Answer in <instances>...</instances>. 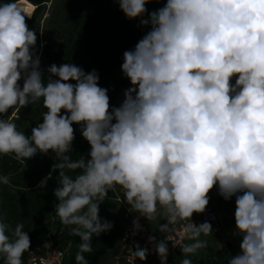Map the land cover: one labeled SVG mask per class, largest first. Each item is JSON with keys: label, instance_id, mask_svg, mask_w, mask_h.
<instances>
[{"label": "clouds", "instance_id": "obj_1", "mask_svg": "<svg viewBox=\"0 0 264 264\" xmlns=\"http://www.w3.org/2000/svg\"><path fill=\"white\" fill-rule=\"evenodd\" d=\"M118 2L127 18H141L150 30L123 53L121 69L132 87L111 111L95 70L53 64L48 72L58 79L45 84L31 51L36 33L16 3L0 4V114L41 100L47 109L30 136L11 118L0 119V154L24 162L38 151L55 153V212L81 239L76 264H88L93 235L111 229L99 205L117 186L131 210L149 221L158 206L164 210L161 231L203 213L214 187L225 200L235 196L242 242L229 264H264V0H166L146 19L151 0ZM74 123L90 145L88 159L67 155ZM0 183L9 184V177L0 176ZM22 229L0 217L5 264H22L30 248ZM184 231L194 241L181 248L187 256L207 246L200 236L212 226L191 221ZM156 251L167 264V244L159 242ZM133 255L145 260L147 250Z\"/></svg>", "mask_w": 264, "mask_h": 264}, {"label": "trees", "instance_id": "obj_2", "mask_svg": "<svg viewBox=\"0 0 264 264\" xmlns=\"http://www.w3.org/2000/svg\"><path fill=\"white\" fill-rule=\"evenodd\" d=\"M24 0H0V4L13 2L18 3ZM36 6V10L31 18L26 19L30 30H35L37 18L41 10L50 0H26ZM166 1V0H160ZM158 6L155 10H158ZM81 16V15H80ZM148 32L138 33L133 25V21L120 14L112 16L106 30L93 28L88 38L82 45L76 46L65 61H55L53 55L49 54L44 64L45 73L48 68L55 64L71 63L80 67L85 73L95 72L98 74V84L107 89L110 100V111L119 107V101L127 87H132L121 69L123 63V53L133 50L137 42ZM84 37V36H83ZM43 69V68H42ZM237 77H233L231 83L234 85ZM58 79V77H56ZM75 84V81H69ZM47 109L43 107V101L34 108V120L23 131L25 135H31V129L42 123L43 113ZM62 114H66L62 110ZM17 126V123L14 122ZM74 140L71 151L67 153L73 160L84 157L90 158V145L82 136L81 125L73 124ZM54 152L49 150L47 154L39 151L24 162L17 160L14 154H0V176H8L9 184H4L0 190V217L4 222L14 229L17 224H23V231L30 237V248L40 242L44 235L51 229L57 234L62 233L61 241L64 245L72 243L71 251L68 253L65 264H76V254L79 251L81 239L71 234V228L75 226H65L61 223L55 212V205L58 203L54 190L58 187L59 170H53V165L57 163ZM70 172L69 175H77ZM42 181L45 183L42 185ZM218 190L214 187L209 193ZM119 193L118 186L114 191H109L104 201L99 205V217L101 221L112 224L110 230L101 233L99 236L93 235L91 239L92 251L85 253L88 264H101L106 259L108 264L109 256L115 249V243L121 233L129 227V223L123 219L114 201ZM124 198V197H123ZM232 207L235 203V196L232 197ZM231 207V208H232ZM121 221L126 223L121 227ZM11 235V231L8 233ZM238 242L227 241L225 245L213 254H208L202 264H229L232 257L240 253L242 236L238 234ZM29 248V250H30ZM22 256V264L26 261L28 251ZM0 264H5L3 256H0Z\"/></svg>", "mask_w": 264, "mask_h": 264}, {"label": "rangeland", "instance_id": "obj_3", "mask_svg": "<svg viewBox=\"0 0 264 264\" xmlns=\"http://www.w3.org/2000/svg\"><path fill=\"white\" fill-rule=\"evenodd\" d=\"M165 3L166 1L151 0V2L146 4L147 12L143 18L146 19L151 12L155 11V8L158 6L161 8ZM117 14L125 16L120 9L118 0H50L38 15V26L34 30L37 40L35 46L31 49L33 57L39 58V69L42 73L43 82L46 84L49 77L56 80L55 76H51L50 73H45L44 64H46V59L49 54L53 55L55 61L63 60L66 62L74 48L82 45V42L88 38L93 28L102 31L106 30L112 16ZM131 20L138 33H144V31L150 30V25L144 26L141 24V18ZM57 66L60 65L57 64ZM23 82L22 78L19 81L21 87L23 86ZM128 88L130 87H127L126 90ZM124 98L123 94L119 101V106L122 104ZM41 102L42 100L35 104H29L21 108L19 112L15 109H9L8 113L0 114V119L11 118L13 122L17 123V130L23 132L33 122L34 108ZM3 185V183H0V190ZM118 190L124 197L123 189L118 186ZM208 196V205L223 211L231 209L233 199L225 200L219 195L218 190L209 193ZM193 218H197V216L195 215ZM149 222L152 226L167 224L164 210L158 206L155 218ZM125 225L126 223L121 221V227ZM211 226L212 232L210 235L201 234L200 236L201 240L207 241V246L198 249L194 254H190V257L194 256L200 262L205 260L208 254H213L222 248L227 241L233 243L238 242L235 222L228 223L224 227ZM191 243H194V241L192 240ZM109 261L108 264H110ZM101 264H107L106 259L101 261Z\"/></svg>", "mask_w": 264, "mask_h": 264}, {"label": "built area", "instance_id": "obj_4", "mask_svg": "<svg viewBox=\"0 0 264 264\" xmlns=\"http://www.w3.org/2000/svg\"><path fill=\"white\" fill-rule=\"evenodd\" d=\"M114 201L123 219L129 223V227L117 239L115 249L109 256L110 264H161L156 251V245L161 241L167 244V264H171L174 258L183 255L181 248L189 244V234L184 231L188 223L192 221L200 225L208 222L211 225L224 227L230 220L235 219V203L227 211L207 205L205 211L199 213L198 218H191V221H178L174 225H169L167 231L157 234L150 230L143 216L131 210L121 194H117ZM61 235L62 233L57 234L54 229L49 230L40 242L30 248L23 264H65L72 243L64 245ZM137 248L147 250L145 260H140L133 255Z\"/></svg>", "mask_w": 264, "mask_h": 264}, {"label": "crops", "instance_id": "obj_5", "mask_svg": "<svg viewBox=\"0 0 264 264\" xmlns=\"http://www.w3.org/2000/svg\"><path fill=\"white\" fill-rule=\"evenodd\" d=\"M197 216V218H198V216H199V213H194L193 214V216L191 217L192 219H196V218H193L194 216ZM144 219H145V222L147 223V225L149 226V228H150V230L152 231V232H154V233H157V234H159V233H161L162 231L160 230V226H152V224L148 221V219H146L145 217H144ZM232 222H235V219H233V220H230L228 223H232ZM227 223V224H228ZM236 234L238 235V233H237V230H236ZM191 242H192V240L190 239L189 240V244H191ZM185 258H187V259H190L191 261H192V263H194V264H202V262H200L199 260H197L196 259V257H190V254L189 255H187V256H185V255H181V256H178V257H176V258H174L172 261H171V264H181V261L183 260V259H185Z\"/></svg>", "mask_w": 264, "mask_h": 264}, {"label": "bare ground", "instance_id": "obj_6", "mask_svg": "<svg viewBox=\"0 0 264 264\" xmlns=\"http://www.w3.org/2000/svg\"><path fill=\"white\" fill-rule=\"evenodd\" d=\"M18 8L21 10L22 13L25 14V16H31L33 15V11L35 10V6L31 4L30 2L24 0L16 3Z\"/></svg>", "mask_w": 264, "mask_h": 264}]
</instances>
